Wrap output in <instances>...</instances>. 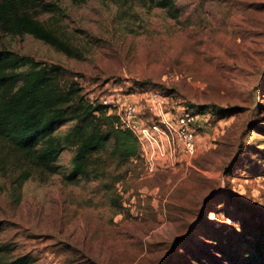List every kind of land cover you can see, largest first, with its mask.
<instances>
[{
	"label": "rangeland",
	"instance_id": "374dc122",
	"mask_svg": "<svg viewBox=\"0 0 264 264\" xmlns=\"http://www.w3.org/2000/svg\"><path fill=\"white\" fill-rule=\"evenodd\" d=\"M173 4L176 18L155 0H36L28 13L56 47L0 29V49L61 66L88 97L135 103L145 123L147 85L197 114L193 155L112 163L100 179L65 178L74 146L50 174L0 143V261L228 264L264 245V0Z\"/></svg>",
	"mask_w": 264,
	"mask_h": 264
},
{
	"label": "trees",
	"instance_id": "16d2710c",
	"mask_svg": "<svg viewBox=\"0 0 264 264\" xmlns=\"http://www.w3.org/2000/svg\"><path fill=\"white\" fill-rule=\"evenodd\" d=\"M35 1L0 0V29L13 35L32 34L56 47L60 41L53 32L28 13V7L34 6ZM155 1L171 18L178 16L180 8L173 0ZM25 66L28 68L22 71ZM65 72L59 65L0 49L1 145L31 167L50 174L59 172L58 160L65 147L74 146L71 171L65 177L69 181L83 176L104 178L112 163L121 166L130 160L143 159L138 139L122 127L115 108L82 93L76 81L66 79ZM147 91L169 97L157 89H149L148 85L140 89V93ZM185 111L197 115L192 110ZM67 121L73 122L72 127L58 137L57 129ZM195 125L196 120L194 132ZM33 263L28 255L0 261V264ZM227 263L264 264V245L258 242L252 252L245 250L241 257L229 255Z\"/></svg>",
	"mask_w": 264,
	"mask_h": 264
},
{
	"label": "built area",
	"instance_id": "2783aa9c",
	"mask_svg": "<svg viewBox=\"0 0 264 264\" xmlns=\"http://www.w3.org/2000/svg\"><path fill=\"white\" fill-rule=\"evenodd\" d=\"M91 98V97H90ZM100 103L115 108L122 127L129 129L138 139L144 158L152 161L155 154L172 155L176 151L191 156L196 150L194 123L196 116L187 111L169 107V99L157 92L149 93L145 104L154 116V123H145L135 103H117L114 98L100 97Z\"/></svg>",
	"mask_w": 264,
	"mask_h": 264
}]
</instances>
